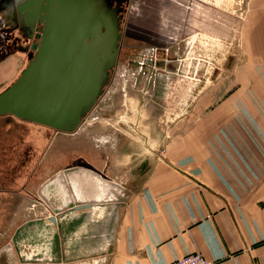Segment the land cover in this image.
<instances>
[{
	"label": "crops",
	"instance_id": "obj_1",
	"mask_svg": "<svg viewBox=\"0 0 264 264\" xmlns=\"http://www.w3.org/2000/svg\"><path fill=\"white\" fill-rule=\"evenodd\" d=\"M238 37L241 47L228 79L213 77L206 95L196 96L191 103L181 102L180 113L172 119L159 118L158 125L156 116L162 111L153 116L150 124L156 120L151 125L159 126L160 143L148 146L149 160L144 157L141 163L127 165L116 158V170L112 166L110 173L123 177L131 196L123 208L113 250L103 258L106 264H166L193 251H201L216 264H264V0H247ZM86 119L79 130L69 133L83 136ZM132 127L140 129L138 123ZM104 135L99 133L98 140ZM84 145L79 152L87 157L90 153ZM125 146L119 145L118 157L125 150L130 154V145ZM110 163L102 164L103 172ZM84 168L88 171L77 176V181L70 178L69 184L79 199H103L101 194L107 191L104 178ZM17 184L18 171L0 177V220L4 215L0 230L3 224L7 228L8 216H22L27 210L7 209L1 202L3 197L17 205ZM46 222L18 225V240L31 243L27 237L34 230L29 228L48 227ZM42 239L35 256L44 260L41 264H50L48 253L44 254L48 237ZM110 241L107 238L101 245Z\"/></svg>",
	"mask_w": 264,
	"mask_h": 264
},
{
	"label": "rangeland",
	"instance_id": "obj_2",
	"mask_svg": "<svg viewBox=\"0 0 264 264\" xmlns=\"http://www.w3.org/2000/svg\"><path fill=\"white\" fill-rule=\"evenodd\" d=\"M200 1L203 4L198 8L197 12L198 25L195 29L192 27L193 38L187 39L185 42L187 51L180 57L182 60L177 70H170L175 73H168L170 76L167 78L163 76L162 78L163 80L165 78L168 83L163 96L165 106H163L162 110L163 115L156 116L157 122L159 118H163V120L166 118L172 119L177 113H180V103L186 99L191 103L196 96L206 95L207 84L212 83L213 77L220 80H223L224 77L228 79L230 74L229 67L238 58L241 47L238 37L239 22L247 8V0ZM212 10H214L215 15H210ZM156 12L157 8L154 7L151 13L148 14L146 12L140 18H135L133 20L134 27L142 28L146 19L155 15ZM166 35L164 40H162L163 42L167 43L175 40L171 35ZM31 39H26L25 43L28 40L30 43ZM162 41L160 38L154 39V42L159 44ZM32 55H28L27 51H23L14 56L17 63L15 62L16 64L14 66L11 65V68L6 71V74L13 73V75L0 86V91L9 86L20 75ZM156 56L160 58L162 53L157 51ZM130 59L131 55L127 51L122 50L120 62L128 63ZM159 71L164 73L162 67H159ZM3 73L4 70L1 68L0 79L5 77ZM120 77L115 76V74L111 76L107 85L105 84L104 92L100 97L101 99L106 97L105 100L102 104H99L101 99L98 100L94 108L83 118V120L85 118L88 119V123L82 129L83 136L58 132L52 127L13 114H0V177L3 178L9 173L18 171V190L14 193V196L18 194L17 205L14 200L3 197H1V202L4 208L7 209L12 208L13 210L15 207L27 209L24 210L22 216L13 215L7 217V233L10 234L14 227L16 228L29 220L47 219V215L52 213V206L61 203V196L63 198L66 197L64 190H62L63 188L57 181H55L57 185L50 184V182L44 185L49 178L55 176L56 172L57 174L61 172L59 169L80 165H89L96 169L94 167L96 160H99V165H104L108 160L109 162L111 161V167L103 173L107 174L108 179L127 186L123 182L122 176L117 177L110 173L112 166L116 170V161L118 159L123 160V163H127V165H132L136 162L141 163L145 159L144 157L148 158V146H159L160 136L159 130H157L159 122L157 127H154L152 125L156 120L151 123L152 125L150 120H145L147 111L144 110L145 101H149L153 97L150 88L148 89L147 84L144 85V81L141 79L140 83H142L141 89H143V93L134 94V97L129 99L128 95L123 93L122 88L115 87L116 80L122 79ZM139 96L142 97V104L138 103L140 101ZM121 105L124 106V111H118L119 113H117L115 108ZM134 123H138L140 129L132 127ZM141 131L147 133L148 138ZM151 131H156L157 135L150 134ZM97 132H104L103 140H98V137L101 138V136H98L99 133ZM88 133L90 134L88 135ZM84 143H86L87 151L90 154L87 157L88 159L84 160V164H80L78 162L81 159L79 149L85 146ZM121 144L126 145L125 148L128 144L130 145V154L134 151L139 153L130 156L125 150L122 157H118L117 153ZM54 148H56L54 154L48 160L47 153ZM51 153L52 151L49 155ZM14 188H12V192L15 190ZM113 191L106 199L98 203L96 208L101 210H92L90 212L78 210L62 214V221L56 225L61 230L60 246L68 247L69 255L64 258L63 254L60 253L58 262H67L66 264H106L103 258L111 252H104V250L100 249L99 238L108 232L115 221L114 214L111 215L110 219H106V214L114 208L115 210L119 209V218H121L123 208L126 205V200L116 199L115 195L120 197V194L116 190ZM59 192H61V196ZM35 228L29 237L34 238L33 240H36V243L51 234L47 229L42 231L40 229L35 230ZM65 229L70 230L65 232V234H70V237L66 238L70 242V248L68 245L65 246L64 243L63 231ZM3 240L4 242L0 243V250L10 241V237L3 235ZM11 243L14 246V256L19 260L21 258L19 249L21 250L22 245L18 242L17 251L15 243L12 241ZM89 244L96 248L88 249L87 246ZM27 246L32 251V247ZM24 247L25 245L22 248ZM34 247L36 248L33 251L37 252L38 246ZM43 261L41 258L37 259L38 264ZM55 261L57 260H49V262H52L50 264H54Z\"/></svg>",
	"mask_w": 264,
	"mask_h": 264
},
{
	"label": "water",
	"instance_id": "obj_3",
	"mask_svg": "<svg viewBox=\"0 0 264 264\" xmlns=\"http://www.w3.org/2000/svg\"><path fill=\"white\" fill-rule=\"evenodd\" d=\"M114 1L14 0V14H17L16 17L19 19L21 27L37 29L36 37L39 40L33 45L36 48L34 56L20 75L9 86L0 91V114H13L52 127L58 132L79 130L84 121L83 118L98 102V98L103 92V86L109 77V69L116 61L122 32L118 16L121 7L119 3L114 4ZM26 12L29 16H26ZM55 149L47 153L48 160L53 156ZM51 151L52 153L49 155ZM80 155L81 159L78 162L84 164L88 155L87 157ZM84 167H89L98 172L107 185L106 193L104 191L101 194L103 199H98L97 202L106 199L111 192H114L113 190L120 194V197L115 195L116 199L126 200V203L130 199L131 191L129 188L117 181L108 179L107 174L103 173L101 169L102 165L94 163L97 170L89 165L59 169L62 173L58 176L56 172L55 176L49 178L44 185L53 180L60 184L62 180L67 185L65 189L67 191L68 188L71 197L64 200L59 192L62 198L61 203L52 206V213L47 215V219L35 220L36 223L47 221L48 227L42 224L34 226L36 227L35 230L45 231L47 229L51 233L47 236L48 248L46 249L47 245L44 248V254L48 253L46 258L49 260L59 261L60 253L63 254L64 258L69 255L68 247L60 246L61 230L56 225L62 221V214L78 210L90 212L93 206L92 200L79 199L76 195L73 196L69 186L70 180L65 173L66 170H83ZM95 210L101 209L96 208ZM110 211H113L112 215L114 214L115 221L108 232L99 238L100 249L104 252L113 250L120 219L119 209L115 210L114 208ZM35 221L29 220L27 222L35 223ZM20 228L23 227H18L19 231ZM29 229L34 230V228ZM1 230L0 233L6 232L4 228ZM66 230L63 231L64 243L70 248V242L66 240L70 234H65ZM107 238H111V241L106 246H102V243L107 242ZM27 239L31 243L20 242L16 236L10 237V241L0 252L11 253L14 248L12 241L17 249L18 242L21 245H29L32 247L31 255H36L37 252L33 251L36 248L33 238L27 237ZM41 243H43L42 240L37 244L38 250ZM87 247L88 249L96 248L91 244ZM19 254L23 255L20 249Z\"/></svg>",
	"mask_w": 264,
	"mask_h": 264
},
{
	"label": "flooded vegetation",
	"instance_id": "obj_4",
	"mask_svg": "<svg viewBox=\"0 0 264 264\" xmlns=\"http://www.w3.org/2000/svg\"><path fill=\"white\" fill-rule=\"evenodd\" d=\"M13 1L0 0V69L4 70V76L9 74H6V71L11 68V65L14 66L17 63L14 56L23 51H27L28 55L33 54L30 59L34 56L36 48L33 45L39 40L32 29L27 30L30 28L26 29L25 26L21 28V23L16 17L17 14L13 17H8L5 14L3 10L8 9L6 6L7 2L14 3ZM116 3H119L121 7L118 16L122 35L119 40L120 44L116 61L109 69V77L105 84L107 85L112 75L121 76V80H116L115 87L122 88L123 93L128 95L130 99L134 97V94L143 93V89H141L142 83H140L141 79H143V84H147V88H150L153 96L151 100L145 101L146 105L144 108V110H147L145 120H150L151 122L153 116L163 110V96L168 82L167 80L165 81V78L164 80L162 78L163 76L166 78L170 76L168 73H175L171 71L177 70L181 63L182 59L180 57L187 51L185 42L187 39L193 38V28L197 27L199 20L197 15L198 8L203 3L200 0H115L114 4ZM154 7L157 8L156 14L146 19L142 28L134 27L133 20L145 15L146 12L148 14L151 13ZM210 12V15H215L214 10ZM166 34L171 35L175 40L167 43L163 42L162 40L167 36ZM156 35L158 36L156 37ZM30 38H32V41L29 43ZM157 38H160L161 44L154 42V39ZM26 39L29 40L25 43ZM122 50L127 51L131 55L128 63L120 62ZM33 51L34 53H32ZM157 51L162 53V57L156 56ZM159 67L163 68L164 73L159 71ZM7 80L0 79V86ZM103 92L100 94L98 100L101 99L100 97ZM105 98L101 99L99 104H102ZM139 98L140 101L138 103L141 102L142 104V97L139 96ZM115 111L117 113H119L118 111H124V106H116ZM16 229L17 227H14L10 234L7 233V229L5 233L1 232L0 243L4 242L3 235L11 238L16 236L18 239ZM25 247L22 248V256L28 257L31 260H27L28 262H26L21 259L22 256L18 260L14 256L13 248L11 253L0 252V264H38V257L30 253L27 255L29 247L27 246V249Z\"/></svg>",
	"mask_w": 264,
	"mask_h": 264
},
{
	"label": "bare ground",
	"instance_id": "obj_5",
	"mask_svg": "<svg viewBox=\"0 0 264 264\" xmlns=\"http://www.w3.org/2000/svg\"><path fill=\"white\" fill-rule=\"evenodd\" d=\"M9 2V1H8ZM7 2V3H8ZM14 2V1H13ZM14 6L15 5H13V4H8V6H7V10L5 9V10H3L4 12H5V14L8 16V17H13L15 14H14V12H15V9H14ZM4 12H2V13H4ZM26 14H27V12H26ZM26 16H29L28 14L26 15ZM83 123V122H82ZM82 125V124H81ZM80 125V126H81ZM69 133V132H68ZM74 169H71V170H66V175H67V178L70 180V178H75V180L77 181L78 179L76 178L77 176L79 177V176H81V174H84V173H86L88 170L87 169H76V170H74ZM62 172H60V173H58V176H59V174H61ZM76 173V174H75ZM60 185H61V187L63 188L62 190H64V192H65V195H66V197H64V200H67L69 197H71V193L69 192V190H68V188H67V191H66V187H67V185L65 184V183H63L62 182V180H61V183H60ZM69 186H70V189H71V191L73 192V196L74 195H76L77 196V194H76V192H75V190L73 189L72 190V187H71V184H69ZM60 191H61V189H60ZM62 193H63V191H61ZM85 200H92V203H93V206H92V208L90 209V211H92V210H95L96 209V207L98 206V203L99 202H97L98 201V197H92V198H89V199H85ZM57 216V215H56ZM97 216V215H96ZM59 218V217H58ZM28 255V254H27Z\"/></svg>",
	"mask_w": 264,
	"mask_h": 264
},
{
	"label": "built area",
	"instance_id": "obj_6",
	"mask_svg": "<svg viewBox=\"0 0 264 264\" xmlns=\"http://www.w3.org/2000/svg\"><path fill=\"white\" fill-rule=\"evenodd\" d=\"M164 152L165 149L160 150ZM166 264H216V260L207 258L201 251H193Z\"/></svg>",
	"mask_w": 264,
	"mask_h": 264
}]
</instances>
